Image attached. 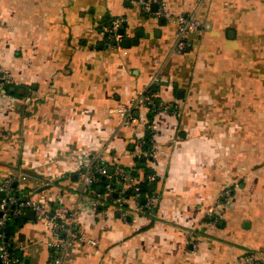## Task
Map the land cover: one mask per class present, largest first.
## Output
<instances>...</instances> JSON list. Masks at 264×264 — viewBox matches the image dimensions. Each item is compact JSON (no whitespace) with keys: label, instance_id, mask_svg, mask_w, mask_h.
Segmentation results:
<instances>
[{"label":"crops","instance_id":"1","mask_svg":"<svg viewBox=\"0 0 264 264\" xmlns=\"http://www.w3.org/2000/svg\"><path fill=\"white\" fill-rule=\"evenodd\" d=\"M162 2L168 18L138 0H0V64L18 81L0 89V164L4 173L27 170L41 200L46 192L51 204L82 201L80 230L96 242L78 243L68 264L264 256V0ZM180 13L203 22L183 51L173 48ZM115 15L127 17L124 36L136 42H103L101 25ZM142 88L172 106L135 107L126 125L116 109ZM134 127L162 150L147 161L159 174L148 185L156 209L127 219L105 204L92 210L79 164L144 175ZM226 188L230 200L217 203ZM22 227L24 237L46 236L28 214Z\"/></svg>","mask_w":264,"mask_h":264},{"label":"built area","instance_id":"2","mask_svg":"<svg viewBox=\"0 0 264 264\" xmlns=\"http://www.w3.org/2000/svg\"><path fill=\"white\" fill-rule=\"evenodd\" d=\"M159 2V8L153 11L156 18L170 17L171 14L167 10L162 0H138L145 11L151 10V4ZM177 30L175 33V43L173 48L178 51L185 50L189 45L188 34L194 33L203 27V22L199 17L192 15H184L180 13L176 17ZM127 17L124 15L110 16L102 23L100 34L103 42L107 46L117 43L122 44L124 34L120 32V28L125 25ZM116 39L117 42L113 43ZM16 83L11 76L10 71L0 64V89H4L11 83ZM141 106H151L154 110L164 106L170 108L171 103L160 105L154 100V96L148 94L146 89H137L131 97L128 104H121L117 107V112L122 116L126 125H129L134 118V108ZM135 145L137 147V158L140 159L144 155L146 163L158 157L162 152L154 138L150 139V147L145 149L147 143L146 134H139L135 127L132 130ZM141 160V159H140ZM109 164L103 161H96L94 165L89 163H80L78 166L79 175L82 179V185L88 190L87 200L92 210L99 209L100 205L105 204L107 208L110 206L118 211L123 219L132 212H143L152 209L156 203L157 194L153 189H144V185H149L155 181L159 174L154 170H149L144 175H134L129 169L121 165H111L114 167L109 172ZM30 174L25 169L12 170L4 173L0 164V264H32L27 253V248L39 239L32 236L19 238L16 235V225H21L27 218L29 209L34 210V220L43 222L46 225V236L48 238V246L50 248V256L46 264H68L70 251L77 246L78 243L90 242L95 243V239L88 238L82 233L80 215L83 209L82 201H76L72 205L67 204H47L36 197V190L26 189V181ZM103 176L105 183L100 191L96 182ZM121 183L122 187H118ZM132 190L131 196L126 194ZM145 197V202L143 198ZM133 199L134 208H129L128 201ZM227 201L229 197L225 195ZM226 201L217 200V203H225ZM226 204V203H225ZM217 221V218H214ZM13 224V232L9 233L7 227ZM264 259V258H263ZM250 264H264V260L259 261L251 255L247 257Z\"/></svg>","mask_w":264,"mask_h":264},{"label":"rangeland","instance_id":"3","mask_svg":"<svg viewBox=\"0 0 264 264\" xmlns=\"http://www.w3.org/2000/svg\"><path fill=\"white\" fill-rule=\"evenodd\" d=\"M26 189L27 190L32 189V186H30V187L28 186V181H26ZM47 194L48 193L45 192V194H44L45 197H44V200L42 199V201H44V202H46L48 204H51V200H53V199H50V196H47ZM35 195H36V197H38V194H35ZM225 195H227L229 197V200H230V198L232 196V192L228 188H226L220 194V196H219L220 200L226 201L224 199ZM229 200H227L225 203H227ZM213 212H214V209H212V210L210 209V212L209 213L212 214ZM41 223H43V222H41ZM16 231H17L16 232V235L19 238H22V237H24V235H26L28 233V228L27 227H24L23 228L21 225H19V226L16 225ZM40 239H42V240H39L37 243H35L32 246L33 252L36 253L35 254L36 262L35 263H32V261H31L30 263H32V264H46L47 263V260H48V258L50 256V250H49V247H48V238L47 237H43V238H40ZM251 255H254V257H256V259H258L259 261H261V263L264 260L263 259L264 256H258L257 252H254L253 251V252L246 253L244 255V261H245L246 264H250L248 262V260H247V257L248 256L251 257ZM33 261H34V259H33Z\"/></svg>","mask_w":264,"mask_h":264},{"label":"water","instance_id":"4","mask_svg":"<svg viewBox=\"0 0 264 264\" xmlns=\"http://www.w3.org/2000/svg\"><path fill=\"white\" fill-rule=\"evenodd\" d=\"M158 8H159V2L154 1V2L151 4V11H156ZM162 21H163V22H166V19L163 18ZM125 30H126L125 25L122 26V27L120 28V32L123 33V34H125ZM137 33H138V35H142V34H143V28H139V30H138ZM122 41H123L124 45H129L132 41H133V42H136L137 40H136V39H135V40H131L129 37L124 36V38H123ZM116 42H117V40L114 39V40H113V43H116ZM159 100H160V99H158V101H159ZM148 133H150V130H148ZM143 159H145V157H143ZM139 164L141 165V162H140ZM121 166H123V165H121ZM113 169H114L113 166H109V168H108L109 172H112ZM131 172H132V174H135V173H136V169L131 170ZM154 186H155V185L152 183V184H151V188H153ZM119 187H122V184H121V183H119ZM142 200H143V202H145V197H144ZM27 214H28L30 217H34V210H33V209H29ZM13 228H14L13 224H10V225L7 227L8 232H9V233H12V232H13Z\"/></svg>","mask_w":264,"mask_h":264},{"label":"trees","instance_id":"5","mask_svg":"<svg viewBox=\"0 0 264 264\" xmlns=\"http://www.w3.org/2000/svg\"><path fill=\"white\" fill-rule=\"evenodd\" d=\"M152 110H153V109H151L150 113L153 112ZM150 137H151L150 135H147V134H146V138H147L148 141H147V143H146V145H145V149H148V148L150 147ZM143 157H145V156H143ZM146 159H147V158H145V162H146ZM137 160L140 161V159H137ZM138 161H137V162H138ZM144 166H145V172H146V171H149V170H152V165H151V164L148 165V164L146 163ZM99 182H100V184H98ZM104 183H105V179L103 178V176H101V177H100V181H97V182H96V186L98 187V186H100V185H102V184H104ZM149 185H150V184H149ZM118 187H119V184H118ZM145 187H146V188H145ZM148 187H149L148 185H146V184L144 185V189H145V190L150 189V188H148ZM132 193H133L132 190L126 192V194H127L128 196H131ZM155 209H156V206L154 205V206L152 207V209H150V210H148V211L155 210Z\"/></svg>","mask_w":264,"mask_h":264}]
</instances>
